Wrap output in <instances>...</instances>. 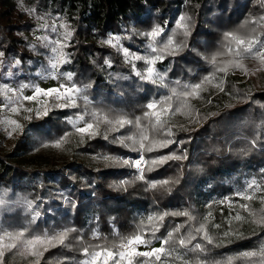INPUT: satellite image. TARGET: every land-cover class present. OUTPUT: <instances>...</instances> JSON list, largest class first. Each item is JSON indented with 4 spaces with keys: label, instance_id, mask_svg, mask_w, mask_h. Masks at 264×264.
Returning a JSON list of instances; mask_svg holds the SVG:
<instances>
[{
    "label": "trees",
    "instance_id": "16d2710c",
    "mask_svg": "<svg viewBox=\"0 0 264 264\" xmlns=\"http://www.w3.org/2000/svg\"><path fill=\"white\" fill-rule=\"evenodd\" d=\"M18 1L0 0V52L4 53L0 58L7 63L19 60L16 67L21 77L28 79L46 65L47 49L38 41L26 39L35 21L17 6ZM263 1L20 0L29 10L35 9L36 16L63 15L72 29L65 49L71 62L61 65L60 70L74 73L71 83L91 85L85 94L95 108L106 113L112 109L130 118L141 115L143 105L150 99L168 95L170 88L180 91L183 84L198 83L214 72L205 57L210 59L221 48L225 32H246L255 27L245 25V21L264 16ZM180 15L191 18L190 35L178 37L186 40L187 47L156 65L161 72H167L168 88L140 81L132 74L131 66L125 64L122 54L103 43L108 35L115 34L122 38V46L144 54L147 41L140 33L157 24L170 33ZM257 31L264 40V28ZM30 45H35V50ZM105 59L111 60V67L105 65ZM243 63L250 70L259 67L258 61L252 58H245ZM136 64L140 69L144 67L141 61ZM234 70L237 73L230 74ZM230 71L227 76L217 72L213 80L216 84L222 79L224 91L205 85L207 91L201 93V98L190 99L191 107L186 110L190 114L178 113L170 118L175 133L173 144L145 153L148 159L170 152L187 158L169 160L146 172L144 181L135 180L131 168L99 158L109 155L125 159L139 154L112 142L114 137L128 135L135 129L128 127L118 133H108L109 139L105 140L107 126L101 125L99 136L92 139L84 136L81 142V136L66 118L82 112L83 101L79 102V109L51 108L47 116L40 118L30 114L31 119L26 120L23 130L13 134L10 146H5L3 138L0 139V199L8 202L0 206V224L13 227L27 224L31 217L24 210V202L33 201L41 215L30 231L42 233L63 227L77 230L70 234L69 247L50 249L40 264H78L83 258L81 247L89 243L118 242L117 234L131 233L150 212L188 211L195 218L168 216L158 236L166 235L177 224L184 226L181 234L195 229L204 222L206 208L200 200L206 180L211 184L207 190L210 199L213 193L225 192V183L220 182L235 170L256 173L255 169L264 165V71L254 75H245L238 69ZM241 76H245V82H236ZM65 133L69 135L61 147L50 146ZM122 180L130 183L124 188L117 187ZM161 180L172 183L163 188H148L149 181ZM236 199L239 203H249ZM250 203L255 209L261 207L258 199ZM238 204L233 208L245 217L243 221L227 218L230 210L224 205L209 206L212 219L208 231L214 244L204 242L208 251L190 253V260L200 258L206 264H215L264 242V228L252 223L256 217L239 209ZM213 224H219L220 228ZM94 231L99 233V239H93ZM225 232L233 234L225 237ZM236 233L243 238H237ZM78 238H82L83 244ZM33 261L32 257L24 258L14 252L6 253L4 264H33Z\"/></svg>",
    "mask_w": 264,
    "mask_h": 264
},
{
    "label": "snow or ice",
    "instance_id": "6c2138e0",
    "mask_svg": "<svg viewBox=\"0 0 264 264\" xmlns=\"http://www.w3.org/2000/svg\"><path fill=\"white\" fill-rule=\"evenodd\" d=\"M35 12V9L30 10ZM42 19V18H41ZM190 17L180 15L175 20V26L170 33L165 32V27L157 24L149 31L140 33L147 43L145 45L144 54H138L121 45V37L110 35L103 43L117 49L124 57L125 64L131 66L132 74L138 77L140 81L150 83L160 88H168L166 82L167 72H161L157 67L158 62H163L168 56H176L184 48L187 47L186 40L178 39V37H187L190 35ZM245 25H255L249 31H229L224 33V42L221 48L217 50L210 59L205 57L215 69L201 78L200 82L195 84H183L182 90L170 88L168 95L159 98L150 99L143 105L142 114L130 118L126 113H117L110 109L107 113L102 109H97L92 105V101L85 94L91 85L78 86L76 83H61L58 87L41 88L39 85L22 84L19 88L9 87L8 84H0V113L9 112L18 114L21 109L27 112H35L37 118L47 116L52 107L60 109H79L80 101L84 103L82 112L78 111L74 116L67 117V122L72 124L75 133L83 137L87 136L92 139L100 135L101 125H106L107 129L104 139L108 140V133H118L121 129L131 127L135 129L128 135L114 137L112 142L119 143L121 146L129 148L130 151L139 153L137 159H123L104 155L99 157L105 161L119 164L120 166L135 169L134 179L144 181L145 173L154 171L155 169L166 164L169 160L186 159L185 155H178L170 152L166 155H159L151 159L146 158L145 153L157 152L160 149L168 148L175 141L172 137L175 133L172 131L173 125L170 124V118L176 114L188 115L190 112V99L201 98V93L207 91L205 85H212L219 91H224L221 79L219 83L213 84L216 79V73L228 75L232 69L241 70L245 75L255 74V72L264 71V40L261 39V33L258 28H264V16L253 17L245 21ZM41 28H50L53 33L57 31L55 23L52 25L42 24ZM60 28L64 29L60 33L59 38L49 40L47 36L37 37L42 42V46L50 49V55L47 57V67L43 68L40 75L47 78L57 75L63 76L66 81L71 82L74 73H62L59 71L60 66L70 63V54L65 51L68 47V41L72 36V29L66 23H61ZM244 27V26H242ZM35 50V45H30ZM4 53L0 52V57ZM219 57H227L226 59H218ZM245 58H252L258 61L259 67L250 70L244 63ZM143 62L142 69L137 67L136 62ZM3 61H0L2 64ZM17 60L15 64H19ZM105 65L111 67V60L105 59ZM219 65V66H218ZM128 79V77H118ZM180 85L179 81L175 82ZM31 88V95H24L23 89ZM41 97L44 98L41 102ZM23 101H34L37 108H24ZM211 102V101H209ZM51 104V106H50ZM41 107L43 111H41ZM115 113V114H113ZM87 117V118H86ZM31 119V117H26ZM77 122H83V126H77ZM0 125L5 127L8 136H12L16 131H22L23 126L9 115H0ZM10 129V130H9ZM69 133H65L63 137L55 141L52 147H61L66 141ZM183 143V142H180ZM255 142L253 141V145ZM49 146V145H44ZM130 181L122 180L117 187L124 188ZM172 183L170 180L149 181L148 188L155 189L158 187H166ZM256 193H264V186L255 178L249 181L243 191H238L236 195L243 201L249 203H239L237 207L247 212L249 216L256 217L252 220L255 225L264 228V194L257 196ZM259 200L261 207L255 209L251 205V201ZM4 199H0V206L6 205ZM217 203H227L232 207V202L228 197ZM25 212L31 218L27 224L20 227L11 225L4 226L0 224V264H4L6 253H17L21 257L34 258L33 264H40V260L44 254L50 249L58 246L69 247L68 241L70 234L76 232L75 228L63 227L59 230L44 231L35 233L30 231V226L36 222V218L41 213L34 207L33 201H25ZM231 216V213L229 214ZM168 216H184L188 220L195 219L188 211L174 212H152L142 217L135 225L134 231L127 235H118L116 243L105 241L100 244L89 243L80 248L83 255L78 264H206L200 258L190 260L188 254H201L208 251L207 245H213V237L209 234L208 225L211 223L212 213L209 212L204 217V222L200 223L195 229H189L186 233L181 234L183 225L177 224L166 235L158 236L161 228L164 226L165 218ZM235 221H243L245 217L236 212L235 216H231ZM231 222V220L229 221ZM187 223V221H185ZM220 228L219 224L212 225ZM231 232H225L224 236L232 235ZM237 238H243L242 234L236 233ZM255 235V232H253ZM99 233L93 232V239H99ZM199 238L200 242H197ZM83 244L82 238H78ZM154 240H158L159 247H151ZM206 242V244L204 243ZM231 243V241H228ZM219 247L220 245H216ZM144 248L146 250H140ZM264 264V242L257 248L243 251L235 256H228L223 261H217L215 264Z\"/></svg>",
    "mask_w": 264,
    "mask_h": 264
},
{
    "label": "rangeland",
    "instance_id": "374dc122",
    "mask_svg": "<svg viewBox=\"0 0 264 264\" xmlns=\"http://www.w3.org/2000/svg\"><path fill=\"white\" fill-rule=\"evenodd\" d=\"M263 5H264V1H263ZM17 6L20 9H23L26 12L27 16L30 18H33L35 21L34 28L32 31H30L28 34H26V36H25L26 39L38 41L41 44H42V42L39 41L37 39V37L47 36L49 40L57 39V38H59L60 33H62L64 31V29L60 28L59 25L61 23L68 24L64 20L63 15L55 16V15H50L48 13H45V14L36 16L33 14V12H30V10L25 6V4L20 2V0L17 2ZM53 23H55L57 26V31L55 33H53L50 28H41L40 27V25H42V24L52 25ZM110 35H115V34H110ZM110 35H108L107 39L109 38ZM46 49H47V57H48L51 53H50L49 48H46ZM0 61H3V60L0 58ZM47 64H48V60H47L46 65L43 68L47 67ZM43 68H41L39 70H35L32 73V76H33L32 78L24 79L21 77V74L19 73L20 71L17 69L15 62L7 63V62L3 61V63L0 64V84L6 83L9 85V87H12V88H19L20 85H22V84H32V85H39L41 88L47 89V88H51V87H58L59 84H61V83H66V82L71 83V82L66 81L65 78L63 76H60V75H57L55 78H53L52 76H47V78H45L44 76L40 75ZM59 71L62 73H66V72L61 71L60 69H59ZM234 73H237V71L236 70L230 71V74H234ZM239 75H241V74H239ZM236 82H245V76H241L240 79L237 80ZM23 94L24 95H31L32 89L31 88L23 89ZM43 100H44V98L41 97V102H43ZM0 102H3V97H0ZM22 103L24 104V108H33V109L37 108V103L34 101H23ZM50 106H51V104H50ZM52 108H55V107H52ZM40 110L43 111V108L41 107ZM30 114H35V112L33 111L30 113V112L24 111V109H21L18 114H12L9 112L0 113V115H9L13 119H16L23 126V128H24L25 122L27 120L26 117H28ZM70 125L73 127L72 124H70ZM77 126L82 127L83 122H77ZM16 132H18V131H16ZM1 138H3L2 143L5 146L11 145L13 135L8 136L7 131L5 130V127L3 125H0V139ZM138 157H139V154H137L135 157H132V156L127 157L126 156L125 159H129V158L137 159ZM132 170L135 174V169H132ZM255 170H256L255 171L256 173H248L246 171H243V169H238V171L235 170V172H232L230 175H228L227 178L222 179V180L220 179L221 180L220 183H225V192H223V194H217V193L210 192V193L214 194L210 197V199L207 198V196L211 195V194L207 193V192H209L207 190L210 188L211 184H210V181L206 180L205 183L203 184V187H202V192L204 193V195L201 197V200H200L201 202L203 200V204H201V206L206 208V212L204 213L203 218L205 216H207L208 213L210 212L209 206L214 205V204L224 205L227 209L230 210L227 214L228 215L227 218L231 219V216H235V214L238 210L237 209L235 210L233 208V205L235 203L236 204L239 203V201L236 199V197H238L236 195V193L238 191H243L246 188L247 183L249 181H251L253 178H255L259 183H261L262 186L264 185V165L257 167V169H255ZM215 181H218V180L216 179ZM259 194H263V193H259ZM225 197H228L231 200V202H232L231 208L229 207V205L227 203H225V204L217 203V201L224 200ZM238 198H240V197H238ZM209 200H212V201H209ZM204 202L207 204H205ZM150 213H148V214H150ZM230 213H231V216L229 215ZM159 246H160V244H159L158 240L153 241V243L151 245V247H159ZM140 250L143 251L146 249L141 248ZM81 259H83V258H81Z\"/></svg>",
    "mask_w": 264,
    "mask_h": 264
}]
</instances>
